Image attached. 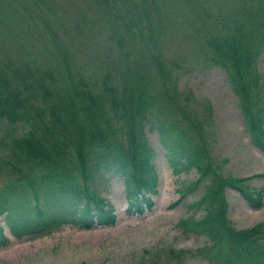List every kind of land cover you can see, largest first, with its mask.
<instances>
[{
	"label": "rangeland",
	"instance_id": "obj_1",
	"mask_svg": "<svg viewBox=\"0 0 264 264\" xmlns=\"http://www.w3.org/2000/svg\"><path fill=\"white\" fill-rule=\"evenodd\" d=\"M249 45L256 50L250 63L256 78L248 85L264 100V0H0V75L14 85L7 88L20 102L14 119L0 115V190L14 180L6 163L13 156L12 140L34 132L41 148L55 156L44 136L61 126L54 108L68 103L74 110L75 100L79 121L64 112L71 135H60L67 142L72 137L75 145L58 160L77 172L79 125L94 130L81 109V92L99 99L112 85H125L134 97L126 113L145 102V118L134 128L153 148L157 176L156 190L148 193L153 205L140 213L128 203L123 177L105 170L106 178L91 188L117 214L107 224L65 222L18 236L0 213V264H213L208 257L217 249L214 241L181 225L206 212L195 202L208 186L224 196L236 230L264 224V151L251 140L227 71L236 74L232 55ZM244 68L247 75L245 63ZM112 125L128 144L130 118L112 116ZM84 137L87 155L104 148ZM184 140L209 150L203 164L210 171L183 193V184L201 177L195 165L176 173L169 162L167 144ZM221 179L246 183L262 203L253 206ZM84 204L85 199L76 204L73 216ZM65 209L69 206L50 198L49 215Z\"/></svg>",
	"mask_w": 264,
	"mask_h": 264
},
{
	"label": "trees",
	"instance_id": "obj_2",
	"mask_svg": "<svg viewBox=\"0 0 264 264\" xmlns=\"http://www.w3.org/2000/svg\"><path fill=\"white\" fill-rule=\"evenodd\" d=\"M242 44V41L238 42L231 47V50ZM259 45L260 43L256 44L257 49ZM255 53L256 50L250 45L244 52H236L232 56L234 69L237 72L234 74L228 69L227 71L239 95L241 112L251 140L264 151V100L257 90L248 85L250 77L256 78L254 68L250 64L255 58ZM216 60L228 67V64L221 59ZM244 63L247 67V75ZM0 84V115L4 114L14 119L17 114L20 115L17 111L20 102L16 100L19 94H15L11 89L8 90L9 85H14L7 78H2V75H0ZM3 85H7V90L3 89ZM109 88V92L99 99H96L91 92H81L82 100H84L80 104L81 109L83 108L85 117L88 119L90 117L94 130L90 131L83 124L79 125L81 130L78 139L79 148L75 146L79 152L77 172H69L61 166L62 162L58 160V156L67 150L66 147L69 144L70 147L75 145L72 137L67 142L61 139L60 135H71V131L69 135L68 124L63 118L64 112L69 113L70 111L72 120H78L76 100L73 102L74 110L68 103L57 105L54 108L56 123L61 126L58 130L49 128L44 140L48 142V147H52L55 151L53 153V155L56 154L55 156L41 148L38 140L40 138L34 132H28L12 140L10 148L13 156L6 163L10 164L12 169L10 180L13 178L14 180L0 190V213H5V219L11 231L16 235L21 236L36 229L51 230L65 222H76L85 227H90L95 223L114 222L117 214L113 212L109 203L91 188L95 183L106 178L105 170L123 177L126 186L125 194L130 206L135 207L140 213L152 207L154 201L148 193L155 191L157 184L154 164L151 161L153 148L146 138L141 137L134 128L137 123L141 125V118H145L144 114L147 111L143 106L145 102L140 101L136 104L137 106L132 105L129 113H126L127 101L134 102L131 92L125 85L122 89L119 85H112ZM86 96L89 100H86ZM138 99L140 100L139 97ZM112 116L130 118L132 127L128 133V144L125 145L127 140L119 138L114 132L116 128L112 125ZM69 120L72 121L70 117ZM84 133H87L95 142L101 143L104 148L92 153L88 152L87 155ZM167 148L170 150L169 162L176 173L191 165H195L200 170L201 177L183 184L180 191L184 193L197 187L210 171V167L206 163L203 164L209 150L202 145L192 148L190 140H184V143H168ZM17 149H20V153ZM47 159L51 161L48 162ZM23 164L25 166H22ZM42 164L45 168L41 172L31 171ZM16 173L19 174L18 177H14ZM222 181L223 186L238 188L253 206L262 203L246 183L231 179ZM218 194H220L219 190L208 186L195 202L197 206H204L206 212L197 219H182L181 225L187 230L205 234L214 241L216 244L214 247L217 249L214 255L207 256L213 264H264V224L261 223L245 231L236 230L226 215L227 206L224 196ZM53 197L59 200L61 206H69V211L65 209L68 213L65 210H59L60 214L49 215V200ZM82 199H85L84 208L78 215L73 216L71 212H74L76 204ZM64 214H69V217ZM1 232L2 227L0 226ZM224 248H226L225 251ZM208 253H211V250ZM230 256L234 259L228 260Z\"/></svg>",
	"mask_w": 264,
	"mask_h": 264
}]
</instances>
